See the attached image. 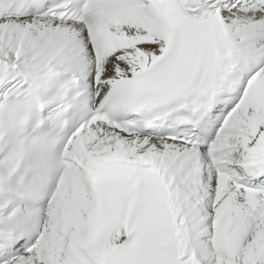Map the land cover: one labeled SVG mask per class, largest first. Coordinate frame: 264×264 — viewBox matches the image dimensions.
I'll list each match as a JSON object with an SVG mask.
<instances>
[{
	"label": "snow or ice",
	"instance_id": "1",
	"mask_svg": "<svg viewBox=\"0 0 264 264\" xmlns=\"http://www.w3.org/2000/svg\"><path fill=\"white\" fill-rule=\"evenodd\" d=\"M0 264H264V0H0Z\"/></svg>",
	"mask_w": 264,
	"mask_h": 264
}]
</instances>
